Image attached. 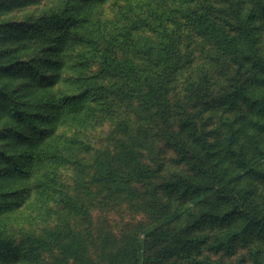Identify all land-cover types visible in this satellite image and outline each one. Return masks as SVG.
Returning <instances> with one entry per match:
<instances>
[{
	"label": "trees",
	"instance_id": "obj_1",
	"mask_svg": "<svg viewBox=\"0 0 264 264\" xmlns=\"http://www.w3.org/2000/svg\"><path fill=\"white\" fill-rule=\"evenodd\" d=\"M47 1L53 4L37 16L0 21V37L6 38L0 46V212L28 199L47 209L61 206L83 221V237L63 242L32 233L28 240L98 264L84 249V240L94 236L91 209L70 193L61 171L70 160L62 130L95 113L93 103L99 98L92 79L98 75L113 81L106 89L114 99L137 101L163 126L164 138L186 172L159 184V173L144 160V142L134 137L124 151H101L93 163L92 183L124 188L132 196L160 186L175 196L172 217L177 223L153 227L148 236L171 255L201 256L186 264H230L205 253L231 255L253 236L264 240V0H185L180 17L159 14L156 25L146 19L161 32L144 37L137 25L126 24L113 34L92 30L102 29L109 0ZM0 2L11 11L21 4ZM184 27L214 45L232 68L221 95L230 113L226 131L201 129L188 113L175 120L172 82L183 68ZM138 53L148 64L144 73ZM93 67L96 71L89 75ZM170 213L165 212L166 220ZM138 242V236L130 235L116 243L104 251L102 264H140ZM19 252L0 239V259L11 262ZM251 258L264 264L261 249L252 250Z\"/></svg>",
	"mask_w": 264,
	"mask_h": 264
},
{
	"label": "rangeland",
	"instance_id": "obj_2",
	"mask_svg": "<svg viewBox=\"0 0 264 264\" xmlns=\"http://www.w3.org/2000/svg\"><path fill=\"white\" fill-rule=\"evenodd\" d=\"M37 3L21 0V4L11 11V7L0 2V21L21 19L24 15L37 16L38 12L45 11L53 4L47 0ZM186 3L185 0H109L100 21L102 29L93 26L92 30L96 34L120 33L129 24L137 25L136 32L143 37L156 36L161 30H152L146 24V19L156 25L159 14L170 18L180 17L178 9ZM183 29L186 32L185 46L181 52L183 68L172 82L177 113L175 120L188 113L201 129L226 131L230 113L224 110L221 95L229 85L232 68L214 45L194 34L190 28ZM0 41L2 46L6 41L5 35L0 37ZM136 60L142 72H146L148 64L145 58L139 54ZM88 71L92 75L96 70L93 67ZM92 80L99 98L97 104L95 101L93 103L95 113L87 121L78 120L65 127L61 139L66 148L64 151L70 157L61 168L62 177L70 186V193L87 202L93 217L94 236L91 241L84 240L88 259L102 264L104 251L113 250L116 243L122 244L130 235L139 237L138 246L142 247L140 264H186L201 257L171 255L170 250L157 246L156 241L153 242L148 236L153 227L177 223V218L172 217V209L178 205L177 199L165 193L163 187L132 196L124 188H104L91 182L93 163L101 151H124L132 144L134 137L144 142V160L159 173V184L175 173L186 172V167L177 163L172 145L165 140L161 124L153 122L137 101H120L109 95L106 88L113 83L112 80L98 75L93 76ZM166 211L171 212L167 220ZM82 222L61 206L47 209L41 201L34 199H28L19 207L1 211L0 239L15 245L20 252L11 262L0 259V264H87L88 261L83 258L65 256L58 246L48 248L42 243L34 244L27 237V234L34 233L47 240L56 237L63 242L71 241L74 236L83 237ZM74 246L80 247L75 245V240ZM255 249H261L264 257V240L257 236L231 255L209 252L205 255L223 263L237 264L239 260H244L246 264H254L251 251Z\"/></svg>",
	"mask_w": 264,
	"mask_h": 264
}]
</instances>
